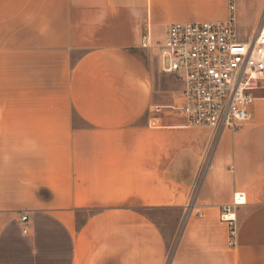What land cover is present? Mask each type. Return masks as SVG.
Listing matches in <instances>:
<instances>
[{"label": "crops", "instance_id": "crops-1", "mask_svg": "<svg viewBox=\"0 0 264 264\" xmlns=\"http://www.w3.org/2000/svg\"><path fill=\"white\" fill-rule=\"evenodd\" d=\"M233 10L246 41L264 0ZM228 14V0H0V264H264V88L215 141L162 107L179 88L155 55L166 26ZM239 191L230 246L219 212Z\"/></svg>", "mask_w": 264, "mask_h": 264}, {"label": "built area", "instance_id": "built-area-1", "mask_svg": "<svg viewBox=\"0 0 264 264\" xmlns=\"http://www.w3.org/2000/svg\"><path fill=\"white\" fill-rule=\"evenodd\" d=\"M228 10L223 21L169 23L157 46L159 66L173 74L179 84L177 101L162 107L184 116L188 125L214 129V141L221 129H235L248 120L256 98L254 91L264 88V14L251 36L240 41L234 26L233 0H228ZM157 119L154 114L151 123H157ZM210 152L209 149L199 166L188 207L193 204L201 178L210 168ZM244 200L243 192H235L232 203L220 208L219 219L227 224L230 246L236 239L234 206ZM26 220L27 214H21L20 221L25 224Z\"/></svg>", "mask_w": 264, "mask_h": 264}, {"label": "rangeland", "instance_id": "rangeland-1", "mask_svg": "<svg viewBox=\"0 0 264 264\" xmlns=\"http://www.w3.org/2000/svg\"><path fill=\"white\" fill-rule=\"evenodd\" d=\"M263 14H264V12H263ZM263 14L261 15V17H260L259 19L262 18ZM155 51H156L155 55H156V57H158L157 50H155ZM174 215H175V214H168V215H166V216L164 215L162 219L168 220V222H164L163 224H164L165 226L171 227V222L173 221ZM176 226H177V227H176ZM178 228H179V227H178V225H177V223H176V225H175L174 228H173V231H174V232L177 231ZM173 231H172V232H173ZM171 237H172V236H171ZM171 249H172V247H171Z\"/></svg>", "mask_w": 264, "mask_h": 264}]
</instances>
